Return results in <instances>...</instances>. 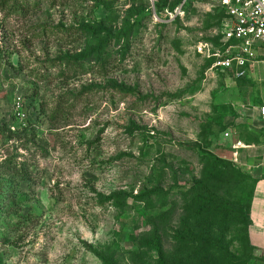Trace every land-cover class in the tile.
Wrapping results in <instances>:
<instances>
[{"label":"rangeland","instance_id":"rangeland-1","mask_svg":"<svg viewBox=\"0 0 264 264\" xmlns=\"http://www.w3.org/2000/svg\"><path fill=\"white\" fill-rule=\"evenodd\" d=\"M179 1L0 0V128L21 100L36 133L0 134V264H263L232 146L261 143L240 119L264 104V58L244 79L210 71L197 49L220 43V0ZM196 182L214 197L201 218Z\"/></svg>","mask_w":264,"mask_h":264},{"label":"built area","instance_id":"built-area-1","mask_svg":"<svg viewBox=\"0 0 264 264\" xmlns=\"http://www.w3.org/2000/svg\"><path fill=\"white\" fill-rule=\"evenodd\" d=\"M220 6L225 15L217 32L220 43L201 44L197 50L205 60L214 61L210 71L244 79L256 60L264 58V0H220ZM260 113L264 118V107ZM27 125L28 117L20 100L11 128L16 131Z\"/></svg>","mask_w":264,"mask_h":264},{"label":"crops","instance_id":"crops-1","mask_svg":"<svg viewBox=\"0 0 264 264\" xmlns=\"http://www.w3.org/2000/svg\"><path fill=\"white\" fill-rule=\"evenodd\" d=\"M262 107L264 104L252 110L250 119L247 115H242L240 122L248 125L250 131L255 129L264 131V118L260 113ZM227 134L229 137H226ZM230 137L231 134L226 132L225 138ZM232 147L233 156L240 164V168L248 172L256 181L250 208L249 240L254 251L262 255L264 264V132L260 144H249L238 140Z\"/></svg>","mask_w":264,"mask_h":264},{"label":"trees","instance_id":"trees-1","mask_svg":"<svg viewBox=\"0 0 264 264\" xmlns=\"http://www.w3.org/2000/svg\"><path fill=\"white\" fill-rule=\"evenodd\" d=\"M191 1L192 0H187L184 3V6H182L184 0H181L176 5H178L179 7L182 6L183 7L182 10H187L190 7ZM174 7H173L172 11L175 10ZM179 7H177V8H179ZM157 13L160 14L158 11H157ZM224 16H225L224 12H222V17L219 21L217 29H219L221 27V23L224 19ZM102 31H103L102 29L98 30L94 27H90L86 30L87 33H89L90 35H93V36L101 35ZM218 37L220 39V36H218ZM216 45H218V44H216ZM206 62H207V67L209 69L214 61L213 60H206ZM219 73H224V72H219ZM226 74H228V73H226ZM229 75H231V74H229ZM231 76L234 77L233 74ZM33 126L34 125H31L29 122V125H27L26 128H23L21 131H17V132L16 131L13 132L7 126H4V127L0 128V134H4V136L8 135V138L12 139V140L13 139H20L22 137L28 138L29 137V134H28L29 131H32L29 128H32ZM32 132H33L32 136L36 137V133L34 131H32ZM27 167L28 166L23 165L22 168H19V167H16L14 165L6 164V166L4 168V172L7 175H12L15 177H21V182H29L31 185H33L34 180L32 179V175L30 173L29 168H27ZM227 168L229 169V171H232V169L229 166L225 167L224 163H220L219 161L216 162L215 164H212L210 170L212 171V173L218 174V175H213L212 177H219L221 179L226 178ZM209 192H210L209 183H203V182H196L195 183L194 188L190 192V196H189L190 200L187 201L188 207L186 208V211L188 210V212H193V211L196 212V215H193L192 218H197V217L201 218L202 215H204L205 213H209L211 208L214 207V202H213L214 197L211 194H209L208 196H205L206 193H209ZM155 193H156V191H153L152 193L150 192L148 195H144L141 197L145 198V200L148 202L150 200V198L153 197V194H155ZM252 199H253V196H252ZM251 203H252V200H251ZM250 208H251V205H250ZM249 227H250V209H249ZM248 244H249L250 248L253 249V247L250 243V240H249V232H248Z\"/></svg>","mask_w":264,"mask_h":264}]
</instances>
